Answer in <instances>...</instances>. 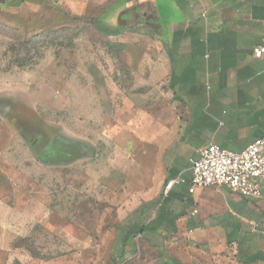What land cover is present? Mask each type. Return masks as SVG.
<instances>
[{
    "label": "rangeland",
    "instance_id": "obj_1",
    "mask_svg": "<svg viewBox=\"0 0 264 264\" xmlns=\"http://www.w3.org/2000/svg\"><path fill=\"white\" fill-rule=\"evenodd\" d=\"M122 1L0 0V264L139 262L116 257V234L159 151L130 131L172 107L122 62L147 49Z\"/></svg>",
    "mask_w": 264,
    "mask_h": 264
},
{
    "label": "crops",
    "instance_id": "obj_2",
    "mask_svg": "<svg viewBox=\"0 0 264 264\" xmlns=\"http://www.w3.org/2000/svg\"><path fill=\"white\" fill-rule=\"evenodd\" d=\"M121 5L122 21L134 8L135 36L147 48L126 51L122 62L154 91H169L172 115L164 125L156 113L143 112L130 131L158 148L159 163L137 169L142 194L117 229L116 257L137 264H264V186L258 197L225 187L191 194V164L183 156L195 159L210 144L240 153L263 135L264 52H257L264 49V0ZM105 25V35L123 36L115 24ZM153 175L158 178L151 182ZM179 176L186 182L168 190Z\"/></svg>",
    "mask_w": 264,
    "mask_h": 264
},
{
    "label": "built area",
    "instance_id": "obj_3",
    "mask_svg": "<svg viewBox=\"0 0 264 264\" xmlns=\"http://www.w3.org/2000/svg\"><path fill=\"white\" fill-rule=\"evenodd\" d=\"M264 49L257 52L261 56ZM189 192L209 187H225L232 193L258 197L264 186V133L240 153L230 152L218 145L201 148L198 157L190 159ZM181 176L170 181L166 188L185 183Z\"/></svg>",
    "mask_w": 264,
    "mask_h": 264
},
{
    "label": "trees",
    "instance_id": "obj_4",
    "mask_svg": "<svg viewBox=\"0 0 264 264\" xmlns=\"http://www.w3.org/2000/svg\"><path fill=\"white\" fill-rule=\"evenodd\" d=\"M24 1V0H23ZM40 1V0H39ZM41 1H45V0H41Z\"/></svg>",
    "mask_w": 264,
    "mask_h": 264
}]
</instances>
